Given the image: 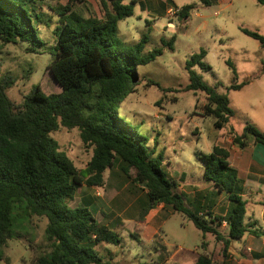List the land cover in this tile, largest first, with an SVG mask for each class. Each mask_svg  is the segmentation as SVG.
<instances>
[{
    "label": "trees",
    "instance_id": "16d2710c",
    "mask_svg": "<svg viewBox=\"0 0 264 264\" xmlns=\"http://www.w3.org/2000/svg\"><path fill=\"white\" fill-rule=\"evenodd\" d=\"M47 0H0V53L8 44L28 43V51L39 53L43 46L38 25L44 17L42 4ZM126 0H101L103 16L83 17L72 10L71 2L58 6L60 15L54 60L49 65L58 93H48L40 85L24 96L21 104L12 102L6 91L15 84L10 75L0 78V264L5 260L2 248L15 238L13 232L16 205L24 203L29 216L45 217V238L50 245L48 255L39 256L32 264H110L97 249L101 243L118 246L120 235L101 225L91 212L90 204L72 208L79 190L103 187L104 174L116 164L128 180L146 191L145 213L163 204L182 214L198 229L203 238L211 234L223 244L225 256L231 243L247 233V202L241 196L242 183L229 162V151L215 146L209 154L200 153L204 179L219 192L229 196L232 208L226 217L214 216L201 207L193 210L178 183L162 170L163 159H151L145 145L147 138L138 134L119 116L117 107L131 93L129 84L137 80L139 66L147 65L162 53H142L149 42L144 35L135 45H127L118 36L121 21L134 15V5ZM203 4H212L201 0ZM214 1V0H213ZM264 7V0H256ZM195 5L182 7L177 15L191 16ZM49 8H54L49 6ZM243 33L257 40L264 48V37L242 28ZM205 51L194 55L185 64L190 84L186 90L201 91L207 103L204 117H214V127L225 129L233 111L226 95L209 87L193 68L200 64ZM231 68L232 65L229 62ZM264 72V69H263ZM248 82L233 84L242 89ZM60 127L77 128L83 144L92 148V157L83 171H78L70 158L60 151L51 133ZM234 145L243 149L253 143L264 145V133L247 124L238 134L230 129ZM202 210V211H201ZM201 213V214H199ZM227 224L224 231L223 223ZM195 264H213L208 255H200Z\"/></svg>",
    "mask_w": 264,
    "mask_h": 264
},
{
    "label": "rangeland",
    "instance_id": "374dc122",
    "mask_svg": "<svg viewBox=\"0 0 264 264\" xmlns=\"http://www.w3.org/2000/svg\"><path fill=\"white\" fill-rule=\"evenodd\" d=\"M70 2L72 10L83 17L103 16L101 0H47L42 4L45 12L42 21L35 22L43 42L40 52H30L27 49L30 44L18 41L5 46L0 53V78L10 75L15 79L6 93L16 105L37 85L48 93L60 91L48 67L54 60L56 32L61 27L60 15L55 10ZM176 2L180 8L196 7L187 19L170 9L167 19L153 20L140 4H135L134 15L119 23L118 36L122 42L135 45L148 35L149 42L142 55L158 49L162 53L137 68L138 78L129 87L135 85L117 111L138 134L147 138L145 147L151 159H163L162 170L168 177L174 176L180 187L176 192L184 193L189 201L193 191L212 196V183L203 177L199 154H209L215 146L226 145L230 129L240 135L247 124L254 125V121L264 117V48L242 31L245 28L264 37V7L256 0H225L222 6L216 2L205 5L201 0ZM130 3L131 0L125 1ZM201 51H205L201 62L208 69L197 64L193 70L209 87L228 97L233 111L223 130L214 127V117L203 116L206 95L186 90L190 78L185 64ZM245 82L248 83L240 90L230 88ZM51 136L78 171L86 169L93 152L83 144L77 128L60 127ZM182 172L192 174L193 178H180ZM83 197L93 203L92 214L112 225L120 235V245L105 243L97 247L100 256L110 264H177L178 260L173 259L175 251L181 247L193 249L201 243V247L210 246L217 264L218 241L211 234L203 238L186 216L159 207L155 218L149 224L146 222L150 212L145 213L146 191L128 180L120 165L105 172L103 187L84 186L69 206H79ZM103 212L108 216L104 217ZM140 224L146 225L144 231L139 230L143 228ZM46 225L45 217L28 215L25 202L16 205L15 238L2 248L5 256L2 264H32L39 256L48 255L51 249L45 238ZM147 225L155 226L158 233L153 235L151 231L148 235Z\"/></svg>",
    "mask_w": 264,
    "mask_h": 264
},
{
    "label": "crops",
    "instance_id": "0c3cea01",
    "mask_svg": "<svg viewBox=\"0 0 264 264\" xmlns=\"http://www.w3.org/2000/svg\"><path fill=\"white\" fill-rule=\"evenodd\" d=\"M134 1L136 4H140L142 9L146 11L147 16L154 18L153 20L166 18L167 12L170 9H176L177 11L181 9L178 6L176 0ZM208 1L210 3L211 1L212 3L216 2L220 6H222V3L225 2V0ZM253 123L261 132L264 133V117L260 118V120L254 121ZM249 141V146L241 149L234 145L233 140L230 137L227 140V144L223 145L222 147L229 151V162L231 166L237 171L238 177L242 183L241 196L247 202V212L244 223L249 230L256 231L259 233V235L247 233L242 239L232 242L225 256L222 254L223 244L218 242L217 245L219 246H217L218 253L216 257L217 264H264V145L253 143L251 139ZM169 177L174 180L173 175L170 174ZM179 177L184 180L193 178L192 174H188L187 172H182ZM211 185L212 189H210V192L212 193V196L210 194V196H206L200 191H197L198 194H195L196 192L193 191L194 195L192 199L188 201L184 193H178L184 196L186 204H189V207H191L193 210H198V208L201 207L202 210L205 209L204 211H209L214 216L226 217L232 208V203L229 200V196L225 192H219L213 184ZM178 188L180 187H177V189ZM81 190H83V188ZM82 200V203L90 204V208L94 207L93 203L85 199V197H83ZM159 207L161 209H171L170 207L164 206L163 204L157 206L155 209L149 212L148 216L145 217L148 224L149 221L153 220L157 215V209ZM103 214L104 217L108 216V214L105 212H103ZM94 217L97 219L96 215ZM97 220L101 225L112 228V225L110 226L108 223H104L99 219ZM164 221L165 220H162L161 222L163 223ZM140 225L143 228H140L139 230L144 231L146 229V225ZM226 227L227 224L224 222L221 226V230L224 231ZM147 228L148 235L151 231L153 232V235L158 233V229H156V227L153 225H147ZM112 229L116 231V229ZM201 245L202 243L200 246H195L193 249L181 247L174 252L173 259L178 260L177 264H195L200 255H208L212 258L213 252L210 246L207 248V244L206 247H201ZM213 264H215L214 260Z\"/></svg>",
    "mask_w": 264,
    "mask_h": 264
},
{
    "label": "built area",
    "instance_id": "2783aa9c",
    "mask_svg": "<svg viewBox=\"0 0 264 264\" xmlns=\"http://www.w3.org/2000/svg\"><path fill=\"white\" fill-rule=\"evenodd\" d=\"M169 11H170V10H168V12H167L168 14H169V13H171V12H169ZM174 12H175V13H177V10H176V9H174Z\"/></svg>",
    "mask_w": 264,
    "mask_h": 264
}]
</instances>
